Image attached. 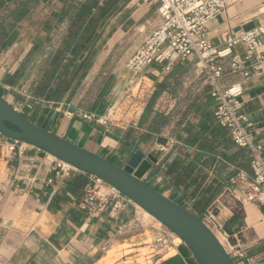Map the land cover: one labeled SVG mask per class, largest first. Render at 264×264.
Segmentation results:
<instances>
[{
    "label": "crops",
    "instance_id": "1",
    "mask_svg": "<svg viewBox=\"0 0 264 264\" xmlns=\"http://www.w3.org/2000/svg\"><path fill=\"white\" fill-rule=\"evenodd\" d=\"M85 1L12 0L0 11L2 98L38 126L52 114L54 135L120 168L130 159L129 148L154 156L157 163L144 176L146 184L165 197H185L183 207L201 220L212 213V230L227 252L229 242L246 254L244 264H264V206L242 204V187L229 186L240 171L252 175V155L218 124L216 101L198 75L197 56L155 63L136 76L127 69L129 59L160 25L158 12L140 5L132 16L112 17L113 23L108 19L92 43L97 50L93 62L69 99L53 104L33 96L43 58L57 51ZM128 3L116 14L128 9ZM263 24L264 0H236L207 29L212 45L222 48L229 35ZM108 25L113 27L106 34ZM132 33L139 44L134 41L122 55L119 49ZM240 53L250 78L228 73L222 84L244 85L240 114L253 124L252 138L262 150L264 62L258 57L264 56V47L250 61L243 48ZM54 161L24 142L11 155L0 148V264H200L179 237L169 248L156 246L159 223L133 202L117 219L109 211L96 217L81 212L78 203L88 176L55 179ZM136 217L144 229L120 234V226ZM110 237L111 247L102 252Z\"/></svg>",
    "mask_w": 264,
    "mask_h": 264
},
{
    "label": "built area",
    "instance_id": "2",
    "mask_svg": "<svg viewBox=\"0 0 264 264\" xmlns=\"http://www.w3.org/2000/svg\"><path fill=\"white\" fill-rule=\"evenodd\" d=\"M147 6L156 5L160 16V25L144 41L142 46L133 54L127 63V69L133 75L141 74L146 68L155 63L187 60L192 56L198 58V75L203 76L210 86V95L216 101L215 117L218 124L226 129L234 144L251 152L252 175L240 171L230 179V190L241 186L238 200L244 204L264 206V140L262 150L258 148L251 135L253 124L240 114V98L244 94V85L234 83L223 86L222 80L227 74H241L245 79L250 73L242 64L243 48L245 59L252 60L255 54L264 47V24L238 34L229 35L222 48L212 45L207 25L223 14L236 0H133ZM264 62V56L258 57ZM85 119H90L84 115ZM105 123V122H104ZM21 141L11 140L0 134V148H6L9 155L16 151ZM52 172L55 179H66L74 173L87 175L89 178L84 194L78 203V209L96 217L106 211L112 218L117 219L130 201L121 192L108 185L97 176L85 174L72 165L54 158ZM54 180L50 179L49 184ZM157 221V220H156ZM211 230L213 214L210 213L202 220ZM158 222V221H157ZM159 223L154 244L166 249L173 246L175 233ZM144 229L139 218L120 226L122 235L132 234ZM213 231V230H212ZM219 241L223 240L213 231ZM113 243L110 237L104 241L101 251H107ZM226 249V248H225ZM227 250V249H226ZM228 254L235 264H244L247 256L241 250L229 246Z\"/></svg>",
    "mask_w": 264,
    "mask_h": 264
},
{
    "label": "water",
    "instance_id": "3",
    "mask_svg": "<svg viewBox=\"0 0 264 264\" xmlns=\"http://www.w3.org/2000/svg\"><path fill=\"white\" fill-rule=\"evenodd\" d=\"M50 114L38 126L7 103L0 95V134L46 151L85 174L94 175L121 192L130 201L175 233L191 249L200 264H235L214 232L183 207L185 197H165L144 182L157 159L129 148L130 159L120 168L54 135Z\"/></svg>",
    "mask_w": 264,
    "mask_h": 264
},
{
    "label": "trees",
    "instance_id": "4",
    "mask_svg": "<svg viewBox=\"0 0 264 264\" xmlns=\"http://www.w3.org/2000/svg\"><path fill=\"white\" fill-rule=\"evenodd\" d=\"M12 0H0V11ZM127 0H87L70 20L61 45L45 56L40 80L33 96L46 103L59 104L70 98L85 78L97 50L92 45L101 26L116 14ZM20 72L12 78L19 77Z\"/></svg>",
    "mask_w": 264,
    "mask_h": 264
},
{
    "label": "rangeland",
    "instance_id": "5",
    "mask_svg": "<svg viewBox=\"0 0 264 264\" xmlns=\"http://www.w3.org/2000/svg\"><path fill=\"white\" fill-rule=\"evenodd\" d=\"M133 2L135 3V1L133 0H129V3L127 5L128 9H125V10H121L119 14H114L113 16H111V18L113 17H129V16H132L134 15L135 13V9H139L140 5H143V6H147V5H144L142 3H139V2H136V4L134 5ZM147 7H150L152 12H158V7L156 5H152V6H147ZM136 16H142L141 13H137L135 14ZM109 18L110 20H112V23L115 21L116 22V19H111ZM156 18H153V20H155ZM152 20H150V23H154ZM109 21V20H108ZM113 27V25H108L107 28L105 29V33L107 34L108 32H110L111 28ZM134 41L137 42V44H139V41H138V37L137 35H134L132 33V36L131 38H129L128 40L126 39V43L123 44V46L119 49V52L124 55L125 53L127 52H130L132 50V46L134 44ZM36 124V123H35ZM37 125V124H36Z\"/></svg>",
    "mask_w": 264,
    "mask_h": 264
}]
</instances>
